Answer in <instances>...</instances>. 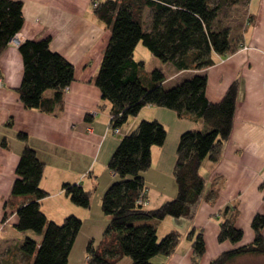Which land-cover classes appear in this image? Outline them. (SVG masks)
<instances>
[{"label": "trees", "instance_id": "1", "mask_svg": "<svg viewBox=\"0 0 264 264\" xmlns=\"http://www.w3.org/2000/svg\"><path fill=\"white\" fill-rule=\"evenodd\" d=\"M237 1L103 0L93 6L97 18L110 30L93 82L101 99L111 105V128L119 129L142 107L154 105L172 109L179 117L200 119L205 129L181 133L173 167L176 196L154 209L144 206L147 197L142 195L146 189L143 174L151 165V148L163 145L166 129L156 119H143L122 136L108 161L115 179L101 197L100 207L109 221L99 242H87L85 264H116L123 256L131 258L130 264H153L155 255L174 251L181 234L173 230L159 239L156 225L168 216L193 218L205 188L201 163L205 158L213 163L220 160L232 130L238 81L228 87L220 101L210 102L205 95L206 73L164 87L163 70L156 67L146 71L144 61L134 58V50L141 42L151 54L172 63L177 70L205 69L214 63L213 54L229 55L241 45L240 37L232 40L228 27L222 26L218 17L223 5ZM145 8L151 13L148 28L142 19ZM22 23V3L0 0V52ZM49 43L48 36L26 40L18 47L23 62L20 101L25 108L44 113L62 107L65 89L74 79L72 63L52 51ZM48 90H52L50 97L45 96ZM18 137L24 139L25 134L19 133ZM43 169L44 163L24 148L15 168L10 201L15 204L21 200L16 207V229L34 232L41 238L37 242L25 237L17 249L25 260L23 264H67L82 221L76 215H67L61 223L46 217L41 209V200L48 194L40 187ZM62 189L73 204L90 206L91 192L81 184L64 183ZM236 210L232 209L229 218L221 222L219 242L241 240L242 230L233 225ZM263 226L264 216L255 215L251 222L253 241L222 252L210 264H225L243 254H264ZM188 237L194 253L192 264H196L205 251L204 240L201 233L193 236L192 231Z\"/></svg>", "mask_w": 264, "mask_h": 264}, {"label": "crops", "instance_id": "2", "mask_svg": "<svg viewBox=\"0 0 264 264\" xmlns=\"http://www.w3.org/2000/svg\"><path fill=\"white\" fill-rule=\"evenodd\" d=\"M14 1L22 3L23 23L15 33L19 42L49 36L50 49L74 66V79L65 89L60 109L53 113L27 109L18 93L23 74L19 49L9 42L0 52V264H23L25 260L17 248L25 237L37 242L41 238L16 229V207L21 200L15 204L10 201L15 168L24 148H29L44 163L40 187L48 193L41 200L46 217L59 223L55 214L61 212V216L73 213L81 219L73 256L71 249L67 264H85L87 242L100 241L109 217L98 209L96 220L85 227L91 209L71 203L62 185L78 183L86 191L98 190L97 202L101 204L104 188L114 181L113 173L97 188L120 139L141 119H156L164 125L166 138L163 145L151 148V165L143 175L147 197L144 206L157 208L177 193L173 167L181 133L188 129L203 130L205 124L200 119L179 117L172 109L146 105L136 117L128 119L125 129H118L116 136L110 126L111 105L101 99L93 82L110 36L109 28L94 13L93 0ZM247 11L252 20L235 52L225 56L213 54L214 63L205 69L172 71L176 82L169 86L194 74L206 73L205 95L210 102L220 101L235 80L238 95L232 130L220 160L213 163L205 158L201 163L205 188L193 218L168 216L157 223L159 239L173 230L181 237L170 255H155L151 259L153 264H192L194 253L188 237L191 231L193 236L202 234L205 246L196 264H210L222 252L253 241L251 222L257 214L264 216V0H248ZM165 81L163 86L169 87ZM51 95L52 90L45 92V96ZM19 133H24L25 138H19ZM234 208L237 214L233 225L242 230L243 236L237 243L219 242L221 222L229 218ZM261 232L264 237V226ZM263 259L264 254H243L228 264H254ZM130 263L129 256L116 262Z\"/></svg>", "mask_w": 264, "mask_h": 264}, {"label": "rangeland", "instance_id": "3", "mask_svg": "<svg viewBox=\"0 0 264 264\" xmlns=\"http://www.w3.org/2000/svg\"><path fill=\"white\" fill-rule=\"evenodd\" d=\"M95 3H96L95 1H94V4L92 3L93 6L95 5ZM247 4H248V0H238L234 4L223 5V8L219 12V16H218L219 21H220L222 26L228 27L229 36L232 40H234L237 37H240V40L243 42V33L246 31L247 26H249V24L251 23L252 17L247 11ZM150 16H151L150 9L145 8L143 11L142 19L144 22V26L146 28L149 27ZM134 58L136 60H143L144 61V69L146 71H150L156 67L161 68L163 70V73L166 74L165 84L167 86H169V84L171 82H172V84H173V82H176L175 81L176 75H173V73H172V71L174 72V69H175L173 64L170 62H163L159 58L155 57L153 54H151V52L141 42H139L135 47ZM1 85H2V82H1ZM133 117H136V115L131 116L130 120ZM143 119H145V118H143ZM143 119H141V120H143ZM146 120H149V119H146ZM127 125H129V122H127V124L125 123L122 126L123 127L122 129H125V127ZM115 135H116V133H115ZM116 136H119V135H116ZM110 173H111V171L109 170L108 165H107L104 174L100 178V186L97 189H100L103 186V184H105V179L107 178L108 175H110V177H112V174H110ZM173 179H174V176H173ZM110 183H109V185H110ZM109 185H107L104 188L103 193L105 192V190L108 188ZM97 193H98V190L91 191L90 206L88 207L89 209H91L90 210L91 211L90 212L91 217H90V221H86L85 227H87L88 225H91L89 223H91L93 220H96L97 216L95 213L98 211V209H101L100 204H98V202H97L98 201L97 200V197H98ZM145 194H146V189H145ZM73 207H76V206H73ZM88 208H86V209H88ZM61 214H62L61 212L58 214L57 213L55 214V218L59 220V223H61L64 220V218L66 217L63 215H62L63 216L62 217ZM68 215H74V214L70 213ZM31 233H33L34 235H37L34 232H31ZM72 256H73V249H72ZM228 263H229V261L226 262L225 264H228ZM254 264H264V259L262 262L258 261V263L255 262Z\"/></svg>", "mask_w": 264, "mask_h": 264}, {"label": "built area", "instance_id": "4", "mask_svg": "<svg viewBox=\"0 0 264 264\" xmlns=\"http://www.w3.org/2000/svg\"><path fill=\"white\" fill-rule=\"evenodd\" d=\"M10 42H11L13 45L17 46V47H19V45H20V42H19V40L17 39V37H16L15 34H14V36L12 37V39L10 40ZM1 82H2V78H1V76H0V85H1ZM112 130H113L114 133H118V132H119L118 129H112ZM144 193H145V191L142 193V195H144Z\"/></svg>", "mask_w": 264, "mask_h": 264}]
</instances>
